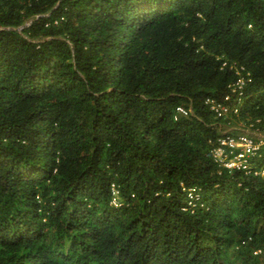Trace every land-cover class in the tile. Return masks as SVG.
<instances>
[{
    "label": "trees",
    "instance_id": "obj_1",
    "mask_svg": "<svg viewBox=\"0 0 264 264\" xmlns=\"http://www.w3.org/2000/svg\"><path fill=\"white\" fill-rule=\"evenodd\" d=\"M226 125L264 129V0H0V264H264Z\"/></svg>",
    "mask_w": 264,
    "mask_h": 264
},
{
    "label": "built area",
    "instance_id": "obj_2",
    "mask_svg": "<svg viewBox=\"0 0 264 264\" xmlns=\"http://www.w3.org/2000/svg\"><path fill=\"white\" fill-rule=\"evenodd\" d=\"M30 23L31 22H27L25 27L29 26ZM242 85L243 82L240 83L239 88H241ZM208 103L211 106V110L216 113L217 117H223L226 115V109L216 105L213 101H209ZM177 113L185 116L188 112L183 108H177ZM255 131L259 134L256 138H253L250 134H242L238 137L228 134L221 135L212 151V156L217 166H222L229 171L237 169L249 173L252 169L251 166H253L252 161L255 158L259 159L261 157L260 152L264 144V129L261 132L257 129H254V132ZM111 193V205L115 208L121 206L122 203L119 200V192L114 186L111 188ZM195 193L194 189L188 192L190 204L199 199Z\"/></svg>",
    "mask_w": 264,
    "mask_h": 264
},
{
    "label": "rangeland",
    "instance_id": "obj_3",
    "mask_svg": "<svg viewBox=\"0 0 264 264\" xmlns=\"http://www.w3.org/2000/svg\"><path fill=\"white\" fill-rule=\"evenodd\" d=\"M218 132H220L221 135L223 134H228V135H231V136H234V137H238L242 134H250L253 136V138H256V136H258L259 134L255 131L254 132V129L250 128V127H244V126H229V125H226V126H220V128H218ZM235 132V133H234ZM234 133V134H233Z\"/></svg>",
    "mask_w": 264,
    "mask_h": 264
},
{
    "label": "clouds",
    "instance_id": "obj_4",
    "mask_svg": "<svg viewBox=\"0 0 264 264\" xmlns=\"http://www.w3.org/2000/svg\"><path fill=\"white\" fill-rule=\"evenodd\" d=\"M263 165H264V164H263ZM111 188H112V187H111ZM183 190H184V189H183ZM189 191H190V190H189ZM189 191H187V198H188V192H189ZM111 198H112V193H111ZM188 199H189V198H188ZM198 200H199V199H198ZM198 200H197V201H198ZM120 202H121V201H120ZM189 202H190V200H189ZM194 202H195V201H194ZM110 204H111V202H110ZM188 204H189L190 206L192 205V204H190V203H188ZM113 207H114V206H113ZM121 207H122V204H121V206H119V207H117V208L119 209V208H121Z\"/></svg>",
    "mask_w": 264,
    "mask_h": 264
},
{
    "label": "water",
    "instance_id": "obj_5",
    "mask_svg": "<svg viewBox=\"0 0 264 264\" xmlns=\"http://www.w3.org/2000/svg\"><path fill=\"white\" fill-rule=\"evenodd\" d=\"M21 29H23V28H20V29H18V30L20 31Z\"/></svg>",
    "mask_w": 264,
    "mask_h": 264
}]
</instances>
